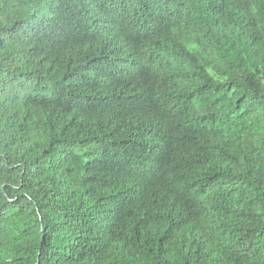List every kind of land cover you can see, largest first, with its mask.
I'll list each match as a JSON object with an SVG mask.
<instances>
[{"label": "trees", "instance_id": "obj_1", "mask_svg": "<svg viewBox=\"0 0 264 264\" xmlns=\"http://www.w3.org/2000/svg\"><path fill=\"white\" fill-rule=\"evenodd\" d=\"M0 264H264V0H0Z\"/></svg>", "mask_w": 264, "mask_h": 264}, {"label": "rangeland", "instance_id": "obj_2", "mask_svg": "<svg viewBox=\"0 0 264 264\" xmlns=\"http://www.w3.org/2000/svg\"><path fill=\"white\" fill-rule=\"evenodd\" d=\"M193 169L195 170V167H194V165H193Z\"/></svg>", "mask_w": 264, "mask_h": 264}]
</instances>
